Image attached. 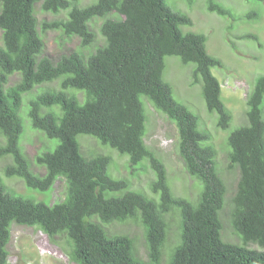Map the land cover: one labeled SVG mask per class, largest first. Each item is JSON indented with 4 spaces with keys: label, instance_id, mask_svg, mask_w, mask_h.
Segmentation results:
<instances>
[{
    "label": "trees",
    "instance_id": "obj_1",
    "mask_svg": "<svg viewBox=\"0 0 264 264\" xmlns=\"http://www.w3.org/2000/svg\"><path fill=\"white\" fill-rule=\"evenodd\" d=\"M39 2L42 10L62 12V17L39 22ZM205 6L237 17L216 0H206ZM245 17L259 19L260 13L250 10ZM95 18L101 19L99 43L90 28ZM183 25L191 26V18L165 0H0V264H8L13 224L35 227L52 242L63 239L76 264H162L163 254L164 264H264V74L246 96V123L226 138L229 167L239 173L235 193L225 197L238 238L230 242L222 236L219 211L227 184L212 136L163 79L166 56L192 63L191 84H201L207 110L217 114L216 126L229 128L232 113L212 71L222 62L207 52L204 33L183 31ZM48 30L77 36L81 47L92 50H70L53 61L43 53L42 33ZM184 69L189 73V66ZM15 73L19 80L8 85ZM58 79L59 88L50 86ZM143 97L176 125L178 153L188 174L200 182L193 202L173 195L163 161L145 144ZM26 107L32 127L57 139L56 144L50 140L51 150L35 156L45 168L42 175L33 171L20 144ZM79 134L128 155L132 173L145 171V161L154 196L109 175V155L85 156ZM15 177L46 194L63 178V199L51 203L17 192L6 181ZM172 211L180 216V232L169 246L166 218ZM129 220L141 227L147 260L139 258L134 236L112 230L113 223Z\"/></svg>",
    "mask_w": 264,
    "mask_h": 264
},
{
    "label": "rangeland",
    "instance_id": "obj_2",
    "mask_svg": "<svg viewBox=\"0 0 264 264\" xmlns=\"http://www.w3.org/2000/svg\"><path fill=\"white\" fill-rule=\"evenodd\" d=\"M90 0H81L83 4ZM173 9L186 13L192 19V25H183V31H196L204 33L206 37V50L209 54L219 58L222 62L221 68H213L214 75L222 80L229 77V82L222 91V100L225 106L232 113V121L228 129H221L216 126V112H209L206 108L201 94V84L191 85L190 74L193 64H182L177 56H166L164 59L165 67L163 79L171 83L173 87V97L188 106L199 117L200 127L207 130L212 138L211 143L217 150L216 162L218 170L221 172L226 182V192L224 203L219 211L222 236L230 242H238L234 233L230 219V207L227 203L226 194H234L239 178L237 168H230L228 158L227 136L236 127L245 124L246 96L250 92L254 80L257 76L264 74V1L261 0H217L226 8L238 14L237 17L220 16L214 12L206 10V1L193 0L190 3L187 0H165ZM205 8V10H204ZM257 10L260 18L249 20L241 15L249 10ZM35 14L38 21H48L56 17H62V12L54 15L41 9V3L35 4ZM101 19H93L90 22V28L96 34V41H101L99 26ZM254 33L257 38H239L246 33ZM44 41L43 53L49 56L53 61L70 50H80L82 53H88L91 48L80 46V39L77 36L65 37L57 30H48L42 33ZM97 45V42L94 43ZM190 67L189 74L185 67ZM184 74L187 78H184ZM185 79V82H184ZM19 80V74L15 73L9 78L8 85H12ZM184 82V83H183ZM57 85L59 88V79L52 81L50 86ZM45 87V86H44ZM145 99V101H144ZM143 107L146 112V130L144 141L149 148L163 161L166 167L167 180L175 196L185 197L194 201L200 189V182L188 174L184 162L178 153V133L175 123L168 117L155 109L150 101L143 97ZM27 107L23 109L24 132L20 140L21 147L31 161L33 171L44 174L45 168L35 162V156L40 151L51 150L49 148L50 140L52 144L57 143V139H50L40 131L35 130L26 116ZM245 122V123H244ZM1 139V137H0ZM77 140L81 147V152L85 156L95 153H103L111 158L108 173L114 178H126L132 189L141 190L149 196L152 195L148 189V181L152 178L151 170L142 162L145 171L139 170L132 173L129 169V156L121 154L118 151L102 145L96 138L79 134ZM49 148V149H47ZM6 161V160H4ZM1 164L3 165V162ZM8 185L20 193L33 194L37 199H48L51 203L63 199L64 180L58 178L49 193H40L28 189L24 182L18 178L6 180ZM228 187V188H227ZM158 197V196H157ZM225 204V205H224ZM230 206V205H229ZM168 232L167 242L174 244L179 235V215L177 212L167 214ZM112 230L116 232L128 231L135 237L136 251L140 259L147 260L146 250L143 244L142 230L134 221L127 223H113ZM63 239H57L52 242L49 237L39 229L31 226H22L13 224L11 226V235L7 245L8 264H76L65 252ZM168 246V247H169ZM256 247L255 245H253ZM166 259L162 256V264Z\"/></svg>",
    "mask_w": 264,
    "mask_h": 264
},
{
    "label": "clouds",
    "instance_id": "obj_3",
    "mask_svg": "<svg viewBox=\"0 0 264 264\" xmlns=\"http://www.w3.org/2000/svg\"><path fill=\"white\" fill-rule=\"evenodd\" d=\"M202 1H206V0H202ZM217 1V0H216ZM243 1H245V0H243ZM185 2L187 3V0H185ZM218 2V1H217ZM219 3V2H218ZM221 4V3H220ZM222 5V4H221ZM224 6V5H223ZM206 7V6H205ZM225 7V6H224ZM204 10H205V8H204ZM207 10V9H206ZM253 10V9H252ZM250 11V10H249ZM257 11V10H256ZM248 12V11H247ZM246 12V13H247ZM215 13V12H214ZM246 13H242L241 15H244V17H245V15H246ZM217 14V13H216ZM238 14H236V16H237ZM261 17V16H260ZM246 18V17H245ZM248 19V18H247ZM254 18H251V19H249V20H253ZM258 19V18H257ZM192 20V19H191ZM259 20V19H258ZM249 33H251V32H249ZM246 34H248V33H246ZM246 34H243V35H241V36H239V38H250V37H245L244 35H246ZM207 37V36H206ZM219 68V67H218ZM187 74H189V73H187ZM187 79H188V77H186ZM189 80V79H188ZM229 77H227L226 79H225V77L222 79V80H219V82H220V86H221V89H222V91H223V88L226 86L225 85V83L227 84L228 82H229ZM184 82H185V80H184ZM183 82V83H184ZM189 83L191 84V82H190V80H189ZM192 85V84H191ZM152 104V103H151ZM146 123V122H145ZM145 128H146V124H145ZM24 132V131H23ZM23 135V134H22ZM22 137V136H21ZM174 195V194H173ZM177 197H180V196H177ZM191 201V200H190ZM193 202V201H192ZM179 219H180V216H179ZM129 221H131V220H129ZM128 222V221H127ZM126 222V223H127Z\"/></svg>",
    "mask_w": 264,
    "mask_h": 264
}]
</instances>
